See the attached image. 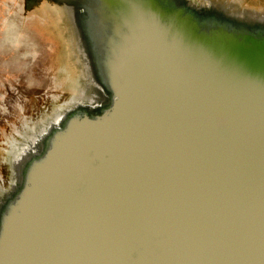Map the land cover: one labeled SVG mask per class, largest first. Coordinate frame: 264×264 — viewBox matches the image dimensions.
<instances>
[{
  "label": "water",
  "instance_id": "water-1",
  "mask_svg": "<svg viewBox=\"0 0 264 264\" xmlns=\"http://www.w3.org/2000/svg\"><path fill=\"white\" fill-rule=\"evenodd\" d=\"M56 1L93 96L14 150L0 264H264V13Z\"/></svg>",
  "mask_w": 264,
  "mask_h": 264
},
{
  "label": "rangeland",
  "instance_id": "rangeland-1",
  "mask_svg": "<svg viewBox=\"0 0 264 264\" xmlns=\"http://www.w3.org/2000/svg\"><path fill=\"white\" fill-rule=\"evenodd\" d=\"M211 1L264 13V0ZM73 20L56 0H0V199L14 184L13 152L25 134L72 97L93 96L83 33Z\"/></svg>",
  "mask_w": 264,
  "mask_h": 264
},
{
  "label": "bare ground",
  "instance_id": "bare-ground-1",
  "mask_svg": "<svg viewBox=\"0 0 264 264\" xmlns=\"http://www.w3.org/2000/svg\"><path fill=\"white\" fill-rule=\"evenodd\" d=\"M28 42V41H27ZM3 106V105H2ZM43 130H44V132L47 130V128L45 129V128H43ZM29 140H28V142L25 144V146L23 147V148H21L22 149V152H24V151H26V145L28 144V143H30V145L29 146H32V148H34L36 145H35V142L38 140V139H35V135H32V136H30L29 138H28ZM30 141V142H29ZM19 151V148H16V150H15V153L16 152H18Z\"/></svg>",
  "mask_w": 264,
  "mask_h": 264
}]
</instances>
